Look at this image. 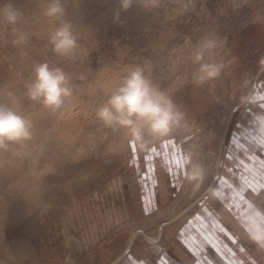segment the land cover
<instances>
[{
    "label": "rangeland",
    "instance_id": "1",
    "mask_svg": "<svg viewBox=\"0 0 264 264\" xmlns=\"http://www.w3.org/2000/svg\"><path fill=\"white\" fill-rule=\"evenodd\" d=\"M53 3L0 0V105L28 120L32 134L0 148V264H156L208 209L238 236L236 253L264 264V250L233 224L243 199L264 208V182L246 183L234 211L230 191L212 194L223 188L233 137L258 121L254 106L264 111V43L252 46L264 0H133L127 10L121 0H59L63 13L49 16ZM64 25L75 46L61 54L52 37ZM41 64L68 76L71 95L55 111L28 95ZM203 64L219 75L198 83ZM137 67L182 113L166 136L144 126L137 139L97 116ZM262 146L241 152L256 158L246 174L253 181L264 176ZM194 171L202 181L187 178ZM211 241L221 264H244Z\"/></svg>",
    "mask_w": 264,
    "mask_h": 264
},
{
    "label": "clouds",
    "instance_id": "2",
    "mask_svg": "<svg viewBox=\"0 0 264 264\" xmlns=\"http://www.w3.org/2000/svg\"><path fill=\"white\" fill-rule=\"evenodd\" d=\"M133 0H121V7L127 10ZM63 13L59 0L49 7L47 15L56 16ZM9 23H15L18 18L17 10L8 5L4 13ZM23 39V38H21ZM57 53L66 54L75 46V40L70 32V26L64 25L52 37ZM211 46V45H207ZM202 58L197 53L196 59ZM201 75L198 83L219 75V67L203 64L199 69ZM68 76L59 68L50 70L47 64H41L35 69V81L28 86L31 99H40L43 105L55 111L59 109L64 98L71 95L67 87ZM97 116L106 125L119 124L128 127L134 137L140 138V129L144 126L157 137L166 136L172 127L182 117L173 101L162 91L157 89L144 75L142 68H135L126 77L123 85L115 92L106 104L99 108ZM30 123L23 116L11 109L0 105V148L6 147L7 142H19L31 139ZM191 180L202 181L201 171H194L187 177ZM219 196V192H213ZM241 227L248 240L264 250V208L249 203L240 220Z\"/></svg>",
    "mask_w": 264,
    "mask_h": 264
},
{
    "label": "crops",
    "instance_id": "3",
    "mask_svg": "<svg viewBox=\"0 0 264 264\" xmlns=\"http://www.w3.org/2000/svg\"><path fill=\"white\" fill-rule=\"evenodd\" d=\"M255 32L258 33L260 37L257 40V42L252 43V46H256L257 44H263L264 43L263 28H258L256 29ZM255 32H253L251 29L250 31H248V33L251 34V36L255 35L256 34ZM253 108L256 113H259L257 115L258 121L249 118L248 121H251V123H253L251 127L252 129H247L245 131V134L242 132L241 133L239 132V134H235V136L233 137V145H232L233 147L232 149H234V151L231 152L230 155L232 160L230 159L227 162V164L225 163L223 167L224 172L223 174H221L222 176L220 177V180H222L223 188H219L218 190L220 191L221 195L225 194L226 191L231 192L230 200H228L229 203H227V200H225L226 205L231 210H233L231 207L235 204V202L241 201V199H237V198H242L241 197V195L243 194L242 191L244 190L246 183L252 186L255 183L259 184V181L264 182V176L261 175V173L258 174V177L254 178L255 179L254 181H253V177L248 178L247 177L248 175H246L247 173H249L248 171L250 170V168L254 170V168L252 167L255 166L254 164L256 163L255 162L256 158L250 152H248L249 153L248 156L246 155L244 156V154L248 151L249 148L251 149L252 148L254 149L255 147L258 148L260 147V143L264 142V111L262 108H259L260 110L258 111L255 108V106ZM241 152H243L244 154H241ZM258 153H260V156L262 153L261 157L264 156V146L259 148ZM242 160H244L245 163H242ZM240 162L241 164H243L242 166L245 169L249 168L245 170V173H243L241 169H239V171L237 169L236 163L240 164ZM239 172L240 174H237ZM245 199L242 200V206L238 207L239 209H241L240 213H238L240 220L247 208V205L249 204L245 202ZM215 213L216 212H213L212 209L211 210L208 209L202 212V214H199L200 227H198L197 229L187 228L183 230L182 233L178 235L181 243L171 244L170 247L168 248V251H165L164 255L158 260L156 264H187L191 262L192 258L196 260L195 264H221V260L223 262L224 260L218 255L217 250L215 249V246L211 241L212 238L216 240H220L222 244L225 245L226 248H229L230 253L235 254L238 257V259L242 261V263L249 264L247 262V259H245L246 258L245 252L236 253L235 249L232 248L231 243L232 242L236 243L238 241V236L234 232L226 228L224 226L223 221H221L219 216H217L218 214ZM179 247L181 249L183 248V250L188 255L191 256L190 259H187L186 256L187 254H182L183 252ZM240 248L243 249L244 247L242 248L240 246ZM150 251L152 250H149L148 253ZM198 252H201V254L199 255ZM130 264H148V263L144 258H140L138 261H133Z\"/></svg>",
    "mask_w": 264,
    "mask_h": 264
},
{
    "label": "bare ground",
    "instance_id": "4",
    "mask_svg": "<svg viewBox=\"0 0 264 264\" xmlns=\"http://www.w3.org/2000/svg\"><path fill=\"white\" fill-rule=\"evenodd\" d=\"M222 43V42H221ZM223 44V43H222ZM225 45V44H224ZM226 48V47H225ZM226 50V49H225ZM231 59V58H230ZM233 59V58H232ZM233 61V60H232ZM175 67V66H174ZM195 78V77H194ZM57 126V125H56ZM65 126H66V124H65ZM58 127V126H57ZM155 137V136H154ZM152 139H154L153 137H152ZM36 156H37V153H36ZM35 156V157H36ZM33 158V157H32ZM33 162V161H32ZM35 162V161H34ZM31 170H33V169H31ZM45 170V169H44ZM43 170V171H44ZM37 172V171H36ZM51 172V171H50ZM32 173V172H31ZM40 173V172H39ZM48 173V172H47ZM35 176L37 177V175L35 174ZM33 180V179H32ZM33 181H35V180H33ZM40 186V185H39ZM30 196V195H29ZM227 212V211H226ZM231 218V217H230ZM229 218V219H230ZM232 219H233V217H232ZM233 224L236 226V229H238V231H239V233L240 234H244V235H246V233H244V230L243 229H241L242 227H241V225H240V223L239 222H237V225L233 222ZM245 238L247 237V236H244ZM155 237H152L151 238V240L152 239H154ZM150 239V238H149ZM5 261V260H4Z\"/></svg>",
    "mask_w": 264,
    "mask_h": 264
}]
</instances>
